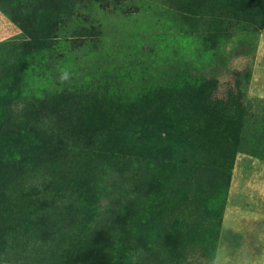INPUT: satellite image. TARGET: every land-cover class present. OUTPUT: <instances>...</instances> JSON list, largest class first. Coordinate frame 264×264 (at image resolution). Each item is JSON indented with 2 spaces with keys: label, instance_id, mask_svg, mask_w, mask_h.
<instances>
[{
  "label": "trees",
  "instance_id": "obj_1",
  "mask_svg": "<svg viewBox=\"0 0 264 264\" xmlns=\"http://www.w3.org/2000/svg\"><path fill=\"white\" fill-rule=\"evenodd\" d=\"M93 1L0 0L20 30L0 41V264H14L1 259L10 251L19 264H184L194 251L213 259L233 160L246 126L255 130L241 86L250 72H234L222 97L213 78L180 62L132 94L106 81L21 99L26 68L41 65ZM164 3L207 50L238 27H264V0ZM91 28L74 29L72 42L96 37ZM127 160L134 168L124 174ZM37 170L46 181L26 188ZM108 170L118 176L104 184ZM104 195L114 207L100 206Z\"/></svg>",
  "mask_w": 264,
  "mask_h": 264
},
{
  "label": "rangeland",
  "instance_id": "obj_2",
  "mask_svg": "<svg viewBox=\"0 0 264 264\" xmlns=\"http://www.w3.org/2000/svg\"><path fill=\"white\" fill-rule=\"evenodd\" d=\"M171 12L164 0H96L80 5L48 60L26 68L21 99L106 81L132 94L145 84L162 81L180 62L192 73L213 78V96L222 97L232 85L234 72H240L242 79V73L249 71L241 86L255 130L246 126L241 150L233 160L213 259L194 251L184 264H264V159L257 157L264 155V27L259 31L238 27L230 38L207 50L197 34ZM89 26L98 30L96 37H86L80 46L72 42L74 29ZM96 29L90 30L95 33ZM132 168L134 163L127 160L122 172ZM117 176L118 172L108 170L104 184ZM46 179L42 171H34L25 187L40 188ZM99 204L114 207L109 195L101 197ZM27 256L36 257L31 251ZM1 259L24 262L14 251Z\"/></svg>",
  "mask_w": 264,
  "mask_h": 264
},
{
  "label": "crops",
  "instance_id": "obj_3",
  "mask_svg": "<svg viewBox=\"0 0 264 264\" xmlns=\"http://www.w3.org/2000/svg\"><path fill=\"white\" fill-rule=\"evenodd\" d=\"M19 33V28L0 11V41L9 37L18 36Z\"/></svg>",
  "mask_w": 264,
  "mask_h": 264
},
{
  "label": "clouds",
  "instance_id": "obj_4",
  "mask_svg": "<svg viewBox=\"0 0 264 264\" xmlns=\"http://www.w3.org/2000/svg\"><path fill=\"white\" fill-rule=\"evenodd\" d=\"M63 78H66V75H65V77H63Z\"/></svg>",
  "mask_w": 264,
  "mask_h": 264
}]
</instances>
